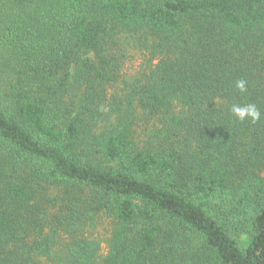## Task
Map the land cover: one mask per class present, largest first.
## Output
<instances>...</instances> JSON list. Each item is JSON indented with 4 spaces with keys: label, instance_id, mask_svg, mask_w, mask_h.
I'll use <instances>...</instances> for the list:
<instances>
[{
    "label": "trees",
    "instance_id": "1",
    "mask_svg": "<svg viewBox=\"0 0 264 264\" xmlns=\"http://www.w3.org/2000/svg\"><path fill=\"white\" fill-rule=\"evenodd\" d=\"M0 264H264V0H0Z\"/></svg>",
    "mask_w": 264,
    "mask_h": 264
},
{
    "label": "clouds",
    "instance_id": "2",
    "mask_svg": "<svg viewBox=\"0 0 264 264\" xmlns=\"http://www.w3.org/2000/svg\"><path fill=\"white\" fill-rule=\"evenodd\" d=\"M235 86L241 92L247 91V81L244 79L237 80ZM231 112L233 116L241 122L245 120L256 122L259 121L262 117L261 110L255 104L251 103L245 105L235 104L232 106Z\"/></svg>",
    "mask_w": 264,
    "mask_h": 264
},
{
    "label": "rangeland",
    "instance_id": "3",
    "mask_svg": "<svg viewBox=\"0 0 264 264\" xmlns=\"http://www.w3.org/2000/svg\"><path fill=\"white\" fill-rule=\"evenodd\" d=\"M142 57H137L135 56L132 61H129L127 66H125L124 70L127 71L131 75H135L139 68H141V63H142ZM107 219L106 222L103 226L100 227V232L102 234V237H106L108 234V231L106 230V225H107ZM106 244H104L105 247ZM104 252H106V249H104Z\"/></svg>",
    "mask_w": 264,
    "mask_h": 264
}]
</instances>
